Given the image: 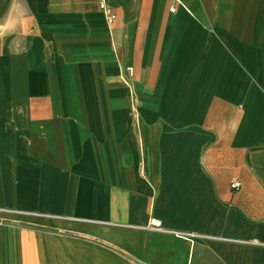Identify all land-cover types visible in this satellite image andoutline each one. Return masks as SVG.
I'll list each match as a JSON object with an SVG mask.
<instances>
[{"label": "crops", "instance_id": "1", "mask_svg": "<svg viewBox=\"0 0 264 264\" xmlns=\"http://www.w3.org/2000/svg\"><path fill=\"white\" fill-rule=\"evenodd\" d=\"M0 214V264H264V0H0Z\"/></svg>", "mask_w": 264, "mask_h": 264}, {"label": "rangeland", "instance_id": "2", "mask_svg": "<svg viewBox=\"0 0 264 264\" xmlns=\"http://www.w3.org/2000/svg\"><path fill=\"white\" fill-rule=\"evenodd\" d=\"M27 219L21 215H4L0 214V233L1 229L4 227V225H10L13 226L12 230L13 231H20L21 229L25 228L27 225Z\"/></svg>", "mask_w": 264, "mask_h": 264}, {"label": "built area", "instance_id": "3", "mask_svg": "<svg viewBox=\"0 0 264 264\" xmlns=\"http://www.w3.org/2000/svg\"><path fill=\"white\" fill-rule=\"evenodd\" d=\"M100 6L103 10L106 9L105 5H103V4H101ZM171 10H173V8H171ZM107 17H108V21L111 22L113 19V15L109 12V13H107ZM127 71H129V70L127 69ZM230 186L232 189H238L240 187V182L238 180H233L231 182ZM154 226H158L157 223H154Z\"/></svg>", "mask_w": 264, "mask_h": 264}]
</instances>
